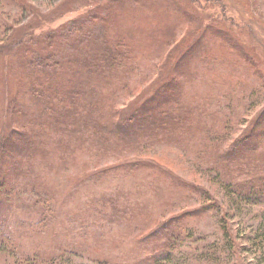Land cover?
<instances>
[{
  "label": "rangeland",
  "instance_id": "obj_1",
  "mask_svg": "<svg viewBox=\"0 0 264 264\" xmlns=\"http://www.w3.org/2000/svg\"><path fill=\"white\" fill-rule=\"evenodd\" d=\"M108 35L131 46L113 79L76 59ZM25 55L35 59L22 69ZM63 71L70 99L19 91L27 73L54 85ZM175 75V109L196 113L199 103L224 121L221 159L194 148L205 117L190 140L150 129L138 144L125 131L119 152L116 137L82 132L100 112L115 121L135 113ZM15 131L47 141L33 138L32 156ZM57 140L73 143L58 157ZM0 145L24 167L10 174L16 213L0 225V264H264V0H0ZM235 156L240 180L227 172ZM26 206L40 211L21 220Z\"/></svg>",
  "mask_w": 264,
  "mask_h": 264
},
{
  "label": "trees",
  "instance_id": "obj_2",
  "mask_svg": "<svg viewBox=\"0 0 264 264\" xmlns=\"http://www.w3.org/2000/svg\"><path fill=\"white\" fill-rule=\"evenodd\" d=\"M116 4L117 3H115V5ZM112 6L113 4L110 7H107V9L111 10ZM96 11L97 10L92 11V14H96ZM107 19L105 18L101 20L103 21V24H104V30L106 29L107 33L108 31L112 33V25L110 26L109 24H106ZM116 39L114 40L111 35H108L106 38H103V41H101L100 45L97 44L98 43L97 42L96 44L92 45L93 47H90V48L85 47L83 49L78 50L77 51L78 54L76 55L77 61H79V63L81 64L87 65L86 67H88L90 71L92 70V72H98V74L110 76V78L113 79L116 75L122 73L120 70L121 69L120 64L125 61H130V55L124 54V53H128V51L130 53L129 47L131 46L128 45L129 47L127 46L125 47V45H122L121 41L119 42ZM122 52L123 54H121ZM28 57L25 55V60L20 61V65L22 69L24 68L26 69V66H28L30 63H33V59H35V57L33 58L32 57L28 58ZM34 63L36 62L34 61ZM22 64H24V66ZM179 72H180V69H177V73H178L177 75H181L179 74ZM83 74H87V72L83 70ZM26 78L28 80L24 79L25 83L22 80L19 81L18 83L19 91H20V87L22 84L23 90L27 89L28 92L30 91L34 99H36L35 98L36 96L38 95L40 96L43 93L52 94L53 100H55L56 97H58V99H60V97L61 99H64V95L69 99L74 97V95L72 96L69 94L67 96V93H71V91L68 92L67 90L66 83L69 82V77L64 71H63V76L58 78V80L61 82L59 84H54V85L52 84L49 85L48 78L44 80L41 79L43 81L38 80L34 72L27 73ZM34 82H39V84L41 85V88L39 90L35 88ZM179 90H183V89L179 87L178 77H176L175 75L173 78H171L167 82H163L162 84H159L158 89L154 93L150 92L151 95L148 98L144 99L143 101L140 102V104L136 105L135 106L136 108H134L133 110L135 113H132L130 115L127 114V117H123V115H121V119L115 121L111 119L110 117H108L110 118V120L108 118L103 119V116H106V115L104 112H100V116H97L96 122L93 123L90 121V123L89 122L87 123L85 121V123H87L89 127H87L82 132L84 133L87 132L89 133L87 136H90V132L93 129H95L99 133H103L106 136V138H108V136L110 138L116 137V140L122 141L120 144L116 145L117 149L116 150L114 149V151L119 152V151H122L124 148H126L124 142L127 139L124 141V139L122 138L124 137L123 132L125 131H131L134 137L136 136V138L139 140L138 144H140L141 141L142 143L145 142L144 141L145 135L148 130L150 132V129L155 132V129H157L158 131H162V130H167L169 128L171 130H168V131H170L173 136L178 137V138L189 137L188 139L190 140V138L192 139L197 138L196 133L198 132L200 121L204 123H206L205 121H207V123L205 124V134L203 133L205 135L204 142L202 139H199V144L196 143V146L194 148L199 149V147H201L202 150L200 152H202L203 156L210 157L213 154V158L216 157V159H221L222 157L225 156V154L223 153L225 152L223 150L224 137H223V134L221 133V128H220V125L224 123V121H222V118L221 120H218L217 118L210 117V115L208 114L209 112H203V108L199 107V103H197L194 108L196 110L195 111L196 113H192L188 109H183V106L189 108L187 105H184V104L182 105L181 108L175 109V106H172V104L174 105L175 100H176L175 98L176 96H178ZM96 92L99 94L98 90ZM81 103L82 102H79L78 104L75 103L76 108L74 107L75 109L73 110L76 111V113L77 112L80 113L79 110L84 109L83 107L84 104H81ZM81 106L82 108H80ZM185 114H187L188 116L186 117ZM55 115L58 116L57 119L59 120V123L61 124V126L68 124L69 116L64 117L56 113ZM184 116L186 117V120L181 122ZM203 118L205 119V121L202 120ZM51 119L54 120L55 118L52 117ZM74 120L77 121L75 118ZM102 120L105 122L104 124L102 123ZM187 120H189L191 124L188 127L187 125H185ZM196 121L199 122L198 126H195ZM210 122H212V124H210ZM52 133L53 132H51L50 134ZM15 135L18 137L28 138V141H27V145L29 147L28 152L29 154L34 156L33 154H36V151H34V149H37L36 141L34 139L37 140L38 138H41V137L38 136L37 134H34V136L32 137L30 135V132L28 136H24V133L18 132V131L17 132L15 131ZM159 135L160 134L158 132V136ZM44 136L45 138H48L49 140H51L52 138L51 136L49 137L48 134ZM75 137H78V136H75ZM42 138H41V143L42 142L45 143L47 140L44 139L42 141ZM80 139H82L81 136H80ZM193 142L195 143V141ZM59 143L60 141L57 140L55 142V145H51V148L54 147L52 150L54 151L57 157L59 156V154H62L61 152L63 151V149H68L73 144L70 140L66 144L65 142H63L62 143L63 149H61L58 147L61 145ZM241 145L242 146L244 145L243 141L239 146L236 145L234 150L236 151L237 149H239ZM23 152L24 154H22L21 157L25 156V151ZM38 152L42 153L41 150L39 149H38ZM9 155L13 157L11 158ZM0 156H2V159L0 160V202H1L0 205H4L0 213V225H5L9 221L7 219V216L11 218L16 213L15 212L16 209H14V206L12 205V203L9 202V199L12 198L13 194L8 192V191L12 192V189H9V187L14 188L13 187L14 184L12 183V179L10 177L11 171L14 169L12 167L16 166L17 171L19 170L18 172H21L24 169V167H23L21 160H16L14 158V155L12 154H7V152L4 151L2 145H0ZM236 157L237 156H235L232 159L234 160V164L232 167L229 168L228 165L224 163L222 164L226 165V167L229 168L227 172L230 173V175L233 178L238 180L237 179L238 177L240 180V176L242 175L241 173H244L243 166H245V164L243 163V161L238 162ZM230 161L227 160V162H230ZM5 168L9 170L5 172L4 170ZM253 174H256V173L247 171L248 178H251L250 176ZM262 178L264 179V177ZM257 181L258 180L256 179V182ZM5 199L7 200L8 205H6L5 201H3ZM15 199L17 200L18 198H15ZM12 201L14 202V200ZM21 204L26 205V203H24L23 201L21 202ZM5 207L6 209H4ZM50 207L51 206H48L47 209ZM26 208L27 210H25L23 213H19V218H21V220H23L24 217L25 218L30 217V215L37 214L40 211L39 208L35 206H29V207L26 206ZM7 212L8 214H6ZM44 260L45 259H41V258L40 259L38 258L30 259L28 257H23V258H20L18 261H16L14 264H44L45 263Z\"/></svg>",
  "mask_w": 264,
  "mask_h": 264
}]
</instances>
